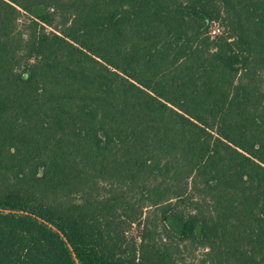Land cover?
Here are the masks:
<instances>
[{
    "label": "trees",
    "instance_id": "obj_1",
    "mask_svg": "<svg viewBox=\"0 0 264 264\" xmlns=\"http://www.w3.org/2000/svg\"><path fill=\"white\" fill-rule=\"evenodd\" d=\"M196 251L264 264V0H0V264Z\"/></svg>",
    "mask_w": 264,
    "mask_h": 264
},
{
    "label": "rangeland",
    "instance_id": "obj_2",
    "mask_svg": "<svg viewBox=\"0 0 264 264\" xmlns=\"http://www.w3.org/2000/svg\"><path fill=\"white\" fill-rule=\"evenodd\" d=\"M140 233V228H138L136 225L132 226V228L128 232L129 237L138 238V235ZM201 252L196 251L194 252L193 256H187V260L182 264H191L192 261H196L198 258H200Z\"/></svg>",
    "mask_w": 264,
    "mask_h": 264
},
{
    "label": "built area",
    "instance_id": "obj_3",
    "mask_svg": "<svg viewBox=\"0 0 264 264\" xmlns=\"http://www.w3.org/2000/svg\"><path fill=\"white\" fill-rule=\"evenodd\" d=\"M216 32H218V30L213 31V34H215Z\"/></svg>",
    "mask_w": 264,
    "mask_h": 264
}]
</instances>
